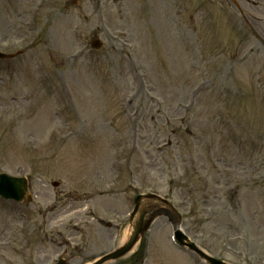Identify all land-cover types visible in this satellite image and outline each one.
Returning <instances> with one entry per match:
<instances>
[{
	"label": "rangeland",
	"instance_id": "1",
	"mask_svg": "<svg viewBox=\"0 0 264 264\" xmlns=\"http://www.w3.org/2000/svg\"><path fill=\"white\" fill-rule=\"evenodd\" d=\"M0 50L21 51L0 59V172L33 195L0 197V264H86L150 192L201 250L264 264V0H0ZM172 231L104 264H200Z\"/></svg>",
	"mask_w": 264,
	"mask_h": 264
},
{
	"label": "water",
	"instance_id": "2",
	"mask_svg": "<svg viewBox=\"0 0 264 264\" xmlns=\"http://www.w3.org/2000/svg\"><path fill=\"white\" fill-rule=\"evenodd\" d=\"M96 45L98 46L99 43ZM27 189H28V183L25 177H17V176H11L7 173H0V192L3 193L5 196H13L20 199L23 198L25 194H27ZM149 199H159L160 201L169 204L167 199L160 197L156 194L138 195V197L136 198L137 205L133 214L135 216L139 214L140 217L139 220L136 222V224L133 226V229L130 235L128 236L126 242L118 249L106 255H103L102 257H100L91 264H101L110 259H114L126 254L135 246L140 236L148 229L152 220L157 215L165 212L168 213L170 216H173V212L168 209H158L151 211L147 207H144L143 204H145V200H149ZM184 238L185 236L182 233L178 232L179 241L184 243ZM189 244L190 246L196 248L193 243H189ZM209 258L215 264H225L223 261L217 258L214 257H209Z\"/></svg>",
	"mask_w": 264,
	"mask_h": 264
},
{
	"label": "flooded vegetation",
	"instance_id": "3",
	"mask_svg": "<svg viewBox=\"0 0 264 264\" xmlns=\"http://www.w3.org/2000/svg\"><path fill=\"white\" fill-rule=\"evenodd\" d=\"M53 221H55V214L51 215L49 218V223H52ZM6 233V237L5 234ZM17 234V230L12 229L10 232H8L6 229H1L0 230V243H2L3 240L7 239L8 237H10L11 239L15 237V235Z\"/></svg>",
	"mask_w": 264,
	"mask_h": 264
},
{
	"label": "bare ground",
	"instance_id": "4",
	"mask_svg": "<svg viewBox=\"0 0 264 264\" xmlns=\"http://www.w3.org/2000/svg\"><path fill=\"white\" fill-rule=\"evenodd\" d=\"M147 204H148V201L145 200V204H143L144 207H147ZM130 230H131V228H127V229L125 230L124 238L127 237V235L129 234Z\"/></svg>",
	"mask_w": 264,
	"mask_h": 264
}]
</instances>
